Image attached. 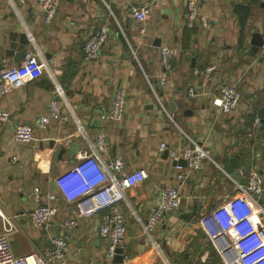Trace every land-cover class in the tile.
<instances>
[{
    "label": "crops",
    "instance_id": "obj_1",
    "mask_svg": "<svg viewBox=\"0 0 264 264\" xmlns=\"http://www.w3.org/2000/svg\"><path fill=\"white\" fill-rule=\"evenodd\" d=\"M140 7L147 12L138 24L131 10ZM198 9L208 21L205 28L185 26L184 0H62L46 23L37 0H0V67L21 62L10 45L18 44L22 34L28 39L24 51L32 50L43 65L23 85L0 95V111L10 115L0 123V206L19 224L11 235L14 254L46 248L53 236L61 235L69 246L66 264H109L98 233L100 213L79 219L68 229L62 220L71 215V206L58 201L59 214L47 232L34 229L27 217L33 206L32 188L39 187L42 195L55 193V177L89 152L102 134L101 162L118 157L127 171L147 173V179L127 190L118 204L126 225L121 261L223 264L198 220L201 209L211 210L235 194L234 181L245 185L251 169L261 175L264 188V53L259 51L264 0H198ZM101 28L106 29L107 40L96 59L85 61L83 43ZM163 46L171 47L175 56L171 73L161 83ZM209 66L214 71L205 74ZM224 83L236 86L241 94L238 106L228 114L211 104ZM56 86L62 91L58 100L68 121L52 122L45 130L35 128L30 144H16L15 125L33 127L47 113ZM189 86L198 94L194 99L186 94ZM119 88L125 93L123 118L101 120L97 106L109 104ZM192 140L209 159L197 172L185 167L177 171L169 154L192 146ZM165 185L178 190L181 206L147 234L143 223ZM258 204L264 210V189ZM256 222L264 232L262 213Z\"/></svg>",
    "mask_w": 264,
    "mask_h": 264
},
{
    "label": "built area",
    "instance_id": "obj_2",
    "mask_svg": "<svg viewBox=\"0 0 264 264\" xmlns=\"http://www.w3.org/2000/svg\"><path fill=\"white\" fill-rule=\"evenodd\" d=\"M24 1V0H18ZM42 11L43 20L49 23L56 13L62 0H37ZM185 1L184 24L186 27H207V19L199 13L198 0ZM147 10L144 7L133 8L132 18L141 24ZM140 32L143 29L140 28ZM107 40L105 28L90 35L82 46L83 59L91 61L98 54ZM260 53H264V39L261 42ZM175 54L171 47L163 46L160 51V62L163 73L160 82L164 83L172 71V60ZM43 65L32 50H25L18 65L0 67V95L20 87L23 83L40 71ZM214 66L204 69L208 74L214 71ZM55 97L47 107V113L39 117L32 127L27 124H16L12 132V140L19 145L30 144L33 140V130H45L50 123L64 124L69 116L61 110L58 97L62 91L55 87ZM189 99L198 96L194 86L186 90ZM241 94L236 86L228 83L221 84L218 93L212 97L211 104L224 114L232 112L239 104ZM98 116L103 121L117 122L123 118L125 110V93L122 89L113 92L109 104L97 106ZM7 111H0V123L9 119ZM259 122V119L256 118ZM77 130L82 128L77 125ZM192 146L180 151H172L169 156L174 161V168L179 171L185 167L189 172H197L202 167L204 159H209L208 153L196 141ZM162 149L165 144L160 145ZM90 151L84 152L68 169L59 173L54 179L55 193L42 195L39 187H33L31 196L33 206L27 214L30 225L34 229L49 231L59 214L58 201L71 206L72 212L68 218L62 220L63 226L72 229L79 219L90 218L100 213L101 224L99 237L105 243V254L109 264H124L115 261V257L124 250L126 225L122 213L118 209L119 202L124 199L125 192L136 187L147 179L143 169L127 171L121 159L113 158L107 163L99 160V153L105 150L104 136L98 134L95 142L91 143ZM183 161L182 165L179 161ZM235 194L220 206L211 210L201 209L198 220L199 227L215 249L223 264H264V232L256 222L259 213L264 210L258 204L263 192V182L257 170L248 172L247 183L241 185L234 181ZM181 196L172 185H165L158 191V201L155 210L143 223V230L149 234L161 219L181 206ZM0 264H66L69 251L67 241L61 235L53 236L50 245L32 252L16 255L11 247V235L19 229L16 219L7 214L0 206ZM120 253H117V251ZM77 264H95L81 262Z\"/></svg>",
    "mask_w": 264,
    "mask_h": 264
},
{
    "label": "water",
    "instance_id": "obj_3",
    "mask_svg": "<svg viewBox=\"0 0 264 264\" xmlns=\"http://www.w3.org/2000/svg\"><path fill=\"white\" fill-rule=\"evenodd\" d=\"M13 37H14V36H11L10 38L13 39ZM27 44H28L27 36H26V34H22V35L20 36V40H19V43H18V44H14V43H12V44L10 45V50H11V51L16 50V53H15V54H16V56H15V59H16V60H19L20 58H22V56H23V54H24V46L27 45ZM260 45H261V44H260ZM10 54H12V53L9 52L7 55H10ZM227 172H228L230 175H232V176L235 177V173H234L232 170H230V168L227 169ZM117 253H120V251L118 250ZM115 261H117V262H120V261H121V258L119 257V254L116 255V257H115Z\"/></svg>",
    "mask_w": 264,
    "mask_h": 264
}]
</instances>
